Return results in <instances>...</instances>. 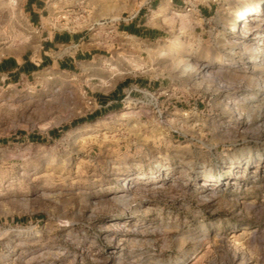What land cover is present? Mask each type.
<instances>
[{"label": "rangeland", "instance_id": "374dc122", "mask_svg": "<svg viewBox=\"0 0 264 264\" xmlns=\"http://www.w3.org/2000/svg\"><path fill=\"white\" fill-rule=\"evenodd\" d=\"M17 1L0 60L85 37L0 85V264H264V0Z\"/></svg>", "mask_w": 264, "mask_h": 264}, {"label": "crops", "instance_id": "0c3cea01", "mask_svg": "<svg viewBox=\"0 0 264 264\" xmlns=\"http://www.w3.org/2000/svg\"><path fill=\"white\" fill-rule=\"evenodd\" d=\"M48 2L49 0H18L16 4H14L27 15L29 23L33 25L34 31L37 32V30H39L43 35L45 29H42V19L44 18L45 10L48 8ZM207 12H209V9H204L205 15ZM145 25L146 23L143 20V16H140V18L132 20L128 24H121L120 28L126 31L130 28L131 34L151 36L154 33V29L145 27ZM128 32L130 33V31ZM84 37L83 34L71 33L70 31H48L41 47L34 51V54L39 55L40 58H31L25 54L19 57L13 54L0 60V85L20 84L21 82H25L27 79H30L42 65H49L55 62L53 53L58 50V47L66 45L70 48H74L77 44H80ZM89 54H91V50L85 49V52H82L80 48H77L75 53L67 54L63 60H57V63L63 64L67 68H73L78 65L80 61H85L86 59L84 56Z\"/></svg>", "mask_w": 264, "mask_h": 264}, {"label": "trees", "instance_id": "16d2710c", "mask_svg": "<svg viewBox=\"0 0 264 264\" xmlns=\"http://www.w3.org/2000/svg\"><path fill=\"white\" fill-rule=\"evenodd\" d=\"M128 31H130V33H131V29H130V28L128 29ZM154 32H155V30H154ZM119 86H121V85H119ZM109 99H110V98H109ZM114 99H115V98H114ZM95 113H97V111L94 112L93 114H90V115L86 116V118H90V117H92V115H94ZM77 121H78V122L85 121V118H84V117L78 118ZM51 132H52V134H56V132H55L54 130H52Z\"/></svg>", "mask_w": 264, "mask_h": 264}, {"label": "bare ground", "instance_id": "6f19581e", "mask_svg": "<svg viewBox=\"0 0 264 264\" xmlns=\"http://www.w3.org/2000/svg\"><path fill=\"white\" fill-rule=\"evenodd\" d=\"M249 13H250V10L249 9H247L245 11H242L241 12L242 15H241V17L239 19L245 18L247 15H249Z\"/></svg>", "mask_w": 264, "mask_h": 264}]
</instances>
